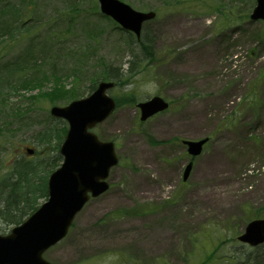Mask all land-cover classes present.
Segmentation results:
<instances>
[{"label":"rangeland","instance_id":"374dc122","mask_svg":"<svg viewBox=\"0 0 264 264\" xmlns=\"http://www.w3.org/2000/svg\"><path fill=\"white\" fill-rule=\"evenodd\" d=\"M122 1L155 11L141 25L149 59L97 0H0V233L13 225L1 209L14 205L6 185L18 178L5 173L37 164V183L62 162L55 137L67 123L51 106L88 95L113 69L120 76L108 94L117 106L93 130L115 142L120 161L109 188L44 257L256 264L249 256L257 247L236 239L247 221L264 217V22L248 17L255 0ZM154 95L169 106L140 121L136 102ZM205 136L200 154L188 155L181 139Z\"/></svg>","mask_w":264,"mask_h":264},{"label":"water","instance_id":"95a60500","mask_svg":"<svg viewBox=\"0 0 264 264\" xmlns=\"http://www.w3.org/2000/svg\"><path fill=\"white\" fill-rule=\"evenodd\" d=\"M101 11L113 17L122 27L131 29L139 38L141 23L154 16L152 11L134 10L120 0H98ZM250 18L264 20V0H256ZM113 82L99 81L97 87L86 97L70 101L65 106H52L54 117L68 122L65 140L59 151L63 163L51 172L47 184L48 199L41 203L23 223L12 228L6 235H0V264H52L42 253L67 233L74 215L90 196H97L108 187L105 177L109 168L117 163L113 142L99 140L90 129L104 120L115 104L106 91ZM168 102L160 96L138 103L140 119L164 110ZM207 138L184 140L191 155H198ZM191 161L182 173L187 179ZM238 239L251 244L264 241V219L247 223Z\"/></svg>","mask_w":264,"mask_h":264},{"label":"trees","instance_id":"16d2710c","mask_svg":"<svg viewBox=\"0 0 264 264\" xmlns=\"http://www.w3.org/2000/svg\"><path fill=\"white\" fill-rule=\"evenodd\" d=\"M138 47L141 48V50H143L147 57V59H149L148 56H151V51L149 46H147L144 42V40L140 39V41H138ZM130 69H128L129 73L133 72V67H129ZM136 71V70H134ZM108 75H106V77H100L102 79H113L114 81L117 80V78L120 76L118 75V72L113 70V69H109ZM94 88V84L93 82L88 86V91L92 90ZM65 89L63 88L62 91H64ZM68 93H75L73 90H68ZM73 98H76V96H73ZM56 129L58 130V127H56ZM66 128L63 126L62 130H65ZM51 135V134H50ZM61 136V135H60ZM52 137V136H51ZM58 143L61 141L60 139H58V135L57 137ZM54 139V137L50 138L51 142ZM55 148L57 146H54ZM59 154V153H58ZM58 157V155L56 156V158ZM48 165H50V163H48ZM36 165H31L30 164H26L25 165V169H17V167H15L16 169L11 170L9 173H7L6 175H17V180L14 182L16 183L15 185H8L9 189H8V193L10 194V203H14V205L12 206H5L1 209V212L3 214H6L5 217H3L5 220H7L8 223H13V224H17L18 222H21L24 217H26L31 211H33L34 209H36V205H37V201L38 198H46L47 195V184H46V177H40L41 180L40 182H35L33 179L35 177V170H36ZM36 183V184H35ZM13 184V183H12ZM17 190H22V192L18 193ZM8 194V195H9ZM17 196H22V198L20 200H15L14 198H16ZM11 196H14L11 197ZM8 200V199H7ZM256 251L258 253H253L251 254L249 257L252 260L253 263L256 264H264V243L260 244ZM255 251V252H256ZM258 254V255H257ZM249 257H247L249 259ZM238 261V260H237Z\"/></svg>","mask_w":264,"mask_h":264},{"label":"bare ground","instance_id":"6f19581e","mask_svg":"<svg viewBox=\"0 0 264 264\" xmlns=\"http://www.w3.org/2000/svg\"><path fill=\"white\" fill-rule=\"evenodd\" d=\"M211 167L213 168V166H209V169H210ZM212 168H211V170H212ZM211 170H210V171H211ZM205 171H207V170H205Z\"/></svg>","mask_w":264,"mask_h":264}]
</instances>
